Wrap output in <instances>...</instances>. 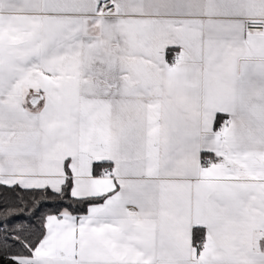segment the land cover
Returning a JSON list of instances; mask_svg holds the SVG:
<instances>
[{
	"label": "snow or ice",
	"instance_id": "6c2138e0",
	"mask_svg": "<svg viewBox=\"0 0 264 264\" xmlns=\"http://www.w3.org/2000/svg\"><path fill=\"white\" fill-rule=\"evenodd\" d=\"M0 187V264H264V0H0Z\"/></svg>",
	"mask_w": 264,
	"mask_h": 264
},
{
	"label": "trees",
	"instance_id": "16d2710c",
	"mask_svg": "<svg viewBox=\"0 0 264 264\" xmlns=\"http://www.w3.org/2000/svg\"><path fill=\"white\" fill-rule=\"evenodd\" d=\"M29 194H25L27 196ZM17 196L15 193H13L11 190L0 187V221L3 220V210L6 209L8 206L12 205L15 201H17ZM57 205L52 204L51 202L46 203L42 206L41 212H43L46 209L56 207ZM86 207V205H85ZM20 223H25L24 218L21 217L19 219H10L7 222V227L14 228L16 225Z\"/></svg>",
	"mask_w": 264,
	"mask_h": 264
}]
</instances>
